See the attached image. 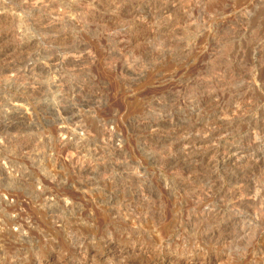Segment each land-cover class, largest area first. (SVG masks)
<instances>
[{
  "label": "rangeland",
  "instance_id": "obj_1",
  "mask_svg": "<svg viewBox=\"0 0 264 264\" xmlns=\"http://www.w3.org/2000/svg\"><path fill=\"white\" fill-rule=\"evenodd\" d=\"M175 1L0 0V264H84L85 255L96 260L87 264H264V198L254 201L253 196L264 188V0ZM169 6H174L169 16L157 14ZM226 18L234 19L237 30L228 31ZM256 44L260 52H254ZM12 99L20 101L16 110ZM183 139L188 145H178ZM226 146L231 150L223 161L217 157L214 167L219 168L212 173L204 167L208 158L190 162L193 155L222 153ZM241 153L251 159L239 162ZM80 165L94 168L84 174ZM214 181L219 195L207 189ZM233 190L237 200H222V193ZM245 198L249 201L243 203ZM206 202L220 208L219 219L202 211ZM204 222L223 232V246L202 241L195 254L168 250L169 243L183 238L185 244L198 242L189 231L204 228L201 237L210 228ZM139 235L151 250L130 253ZM80 237L90 238L82 255L74 244ZM230 239H235L232 245Z\"/></svg>",
  "mask_w": 264,
  "mask_h": 264
},
{
  "label": "bare ground",
  "instance_id": "obj_2",
  "mask_svg": "<svg viewBox=\"0 0 264 264\" xmlns=\"http://www.w3.org/2000/svg\"><path fill=\"white\" fill-rule=\"evenodd\" d=\"M133 1H134V0H133ZM168 1H169V0H168ZM180 1H181V0H176L175 2H179V3H180ZM232 1H233V0H232ZM238 1H239V0H238ZM173 2H174V0H173ZM4 3H5V2H4ZM159 3H160V2H159ZM0 4H1V3H0ZM13 4H14V3H13ZM129 4H130V3H129ZM134 4H135V3H134ZM142 4H143V3H142ZM144 4H145V3H144ZM1 5H3V3H2ZM177 5H178V4H177ZM179 5H180V4H179ZM179 5H178V6H179ZM183 5H184V4H183ZM117 6H118V5H117ZM241 6H242V5H241ZM160 7H161V6H160ZM173 7H174V6H169V7H166L165 9H161V10H159V11L157 12V14H158V15H165V16L167 15V16H169L168 14H169V12H170L171 10H173V9H172ZM235 7H236V6H235ZM237 7H238V6H237ZM176 8H177V7H175V9H176ZM182 8H183V7H182ZM184 8H185V7H184ZM186 8H187V7H186ZM113 9H114V8H113ZM144 9H145V8H144ZM177 9H179V8H177ZM245 9H246V8H245ZM245 9H244V10H245ZM0 10H1V9H0ZM3 10H4V9H3ZM150 10H151V9H150ZM4 11H5V10H4ZM6 11H8V10H6ZM95 11H96V10H95ZM240 11H241V10H240ZM240 11H239V12H240ZM0 12L2 13L3 11H0ZM101 12H102V11H101ZM138 12H140V11H138ZM196 12H197V11H196ZM226 12H227V11H226ZM1 13H0V14H1ZM3 13H4V12H3ZM140 13H141V12H140ZM8 14H9V13H8ZM8 14H7L6 16H8ZM43 14H44V13H43ZM130 14H131V13H130ZM134 14H135V13H134ZM157 14H156V15H157ZM188 14H189V13H188ZM218 14H219V13H218ZM233 14H234V13H233ZM127 15H128V14H127ZM138 15H139V14H138ZM138 15H137V16H138ZM154 15H155V13H154ZM3 16H4V15H3ZM14 16H15V15H14ZM103 16H104V15H103ZM192 16H193V15H192ZM0 17H1V16H0ZM148 18H149V17H148ZM153 18H154V17H153ZM213 18H214V17H213ZM237 18H238V17H237ZM142 19H143V18H142ZM170 19H171V18H170ZM204 19H205V18H204ZM207 19H208V18H207ZM60 20H61V19H60ZM153 20H154V19H153ZM168 20H169V19H168ZM171 20H172V19H171ZM180 20H181V19H180ZM194 20H195V19H194ZM208 20H209V19H208ZM233 20H234V19H233ZM233 20L230 19V18H228V19L226 18V19H225V23H224V24L228 25V26H226V27H229V30H228L227 28H226V30H228L229 32H234L235 30H237V25L235 24V22H234ZM141 21H142V20H141ZM154 21H155V20H154ZM159 21L161 22L162 20H159ZM177 21H178V20H177ZM223 21H224V20H223ZM6 22H7V21H6ZM13 22H14V21H13ZM160 22H159V24H160ZM170 22H171V21H170ZM180 22H182V21H180ZM196 22H197V21H196ZM206 22H207V21H206ZM208 22H209V21H208ZM208 22H207V23H208ZM219 22H220V21H219ZM136 23H137V22H136ZM146 23H147V22H146ZM212 23H213V22H212ZM156 24H157V23H156ZM171 24H172V23H171ZM241 24H242V23H241ZM140 26H141V25H140ZM142 26H143V25H142ZM142 26H141V27H142ZM149 26H150V25H149ZM175 26H176V25H175ZM192 26H193V25H192ZM254 26H255V25H254ZM122 27H123V26H122ZM132 27H134V26H132ZM138 27H139V26H138ZM211 27H212V26H211ZM130 28H131V27H130ZM176 28H177V27H176ZM255 28H256V27H255ZM166 29H167V27H166ZM166 29H165V30H166ZM177 29H178V28H177ZM238 29H240V28H238ZM260 29H261V28H260ZM152 30H153V29H152ZM159 31H160V30H159ZM171 31H172V30H171ZM242 31H243V30H242ZM254 31H255V30H254ZM129 32H130V31H129ZM131 32H132V31H131ZM210 32H211V31H210ZM210 32H209V33H210ZM255 32H256V31H255ZM152 33H153V32H152ZM163 33H164V32H163ZM136 34H137V33H136ZM149 34H150V33H149ZM176 34H177V33H176ZM10 35H11V34H10ZM66 35H67V33H66ZM144 35H145V34H144ZM150 35H151V34H150ZM152 35H153V34H152ZM192 35H193V34H192ZM233 35H234V34H233ZM240 35H241V34H240ZM251 35H252V34H251ZM251 35H250V36H251ZM154 36H155V35H154ZM222 36H223V35H222ZM226 36H227V35H226ZM70 37H71V36H70ZM151 37H152V36H151ZM207 37H208V36H207ZM252 38H253V36H252ZM258 38H259V37H258ZM136 39H137V38H136ZM139 39H140V38H139ZM150 39H151V38H150ZM167 39H168V38H167ZM177 39H178V38H177ZM214 39H215V38H213V40H214ZM253 39L256 40L255 38H253ZM137 40H138V39H137ZM142 40H143V39H142ZM142 40H141V41H142ZM173 40H174V39H173ZM211 40H212V39H211ZM213 40H212V41H213ZM259 40H260V39H259ZM261 40H262V39H261ZM218 41H219V40H218ZM56 42H57V41H56ZM129 42H130V40H129ZM177 42L179 43L178 40H177ZM207 42H208V41H207ZM127 43H128V41H127ZM131 43H132V42H131ZM211 43H212V42H211ZM247 43H248V42H247ZM256 43H257V42H256ZM52 44H53V43H52ZM134 44H135V43H134ZM213 44H214V43H213ZM213 44H212V45H213ZM227 44H228V43H227ZM253 44H254V43H253ZM29 45H30V44H29ZM35 45H36V44H35ZM132 45H133V44H132ZM139 45H140V44H139ZM261 45H263V44H261ZM175 46H176V45H175ZM180 46H181V45H180ZM184 46H186V45H184ZM184 46H182V48H184ZM213 46H214V45H213ZM242 46H243V45H242ZM254 46H255L254 49H253L254 52H260V49H261L260 47H261V46H259V45H257V44L254 45ZM130 47H131V46H130ZM178 47H179V46H178ZM187 47H188V46H187ZM187 47H185V48H187ZM189 47H190V45H189ZM197 47H198V46H197ZM182 48H181V50H182ZM200 48H201V47H200ZM207 48H208V47H207ZM263 48H264V47H263ZM196 49H197V48H196ZM232 49H233V48H232ZM172 50H173V49H172ZM183 50H184V49H183ZM188 50H189V49H188ZM229 50H230V49H229ZM239 50H240V49H239ZM253 50H252V51H253ZM191 51H192V50H191ZM195 51H196V50H195ZM261 51H262V50H261ZM263 51H264V50H263ZM240 52H241V51H240ZM145 53H146V52H145ZM183 53H184V52H183ZM243 53H244V52H243ZM146 54H147V53H146ZM233 54H235V53H233ZM255 54H256V53H255ZM144 55H145V54H144ZM170 55H171V54H170ZM213 55H214V54H213ZM256 55H257V54H256ZM258 55H259V54H258ZM260 55H261V54H260ZM234 57H235V55H234ZM111 58H112V57H111ZM134 58H135V57H134ZM166 58H167V57H166ZM182 58H183V57H182ZM209 58H210V57H209ZM220 59H221V58H220ZM184 60H185V59H184ZM210 60H211V59H210ZM215 60H216V59H215ZM215 60L212 59V63H213V61L215 62ZM241 60H242V59H241ZM133 61H134V60H133ZM136 61H137V60H136ZM146 61H147V60H146ZM146 61H145V62H146ZM177 61H178V60H177ZM182 61H183V60H182ZM207 61H208V60H207ZM113 62H114V61H113ZM192 62H193V61H192ZM228 62H229V61H228ZM159 63H160V62H159ZM208 63H209V62H208ZM210 63H211V62H210ZM229 63H230V62H229ZM257 63H258V62H257ZM124 64H125V63H124ZM135 64H136V63H135ZM155 64H156V63H155ZM243 64H244V63H243ZM65 65H66V64H65ZM207 65H208V64H207ZM213 65H214V64H213ZM215 65H217V64H215ZM123 66H124V65H123ZM135 66H136V65H135ZM138 66H139V65H138ZM219 66H220V65H219ZM219 66H218V69H217V70H219V68H220ZM72 67H73V66H72ZM125 67H126V66H125ZM128 67H129V65H128ZM212 67H213V66H212ZM214 67H216V66H214ZM221 67H222V66H221ZM224 67H225V66H224ZM224 67H223V68H224ZM122 68H123V67H122ZM144 68H145V67H144ZM127 69H129V68H127ZM127 69H126V70H127ZM130 69H131V68H130ZM146 69H147V68H146ZM206 69H207V66H206ZM213 69H214V68H213ZM126 70H125V71H126ZM133 70H134V69H133ZM135 70H136V69H135ZM214 70H215V69H214ZM123 71H124V69H123ZM125 71H124V72H125ZM129 71H130V70H129ZM145 71H146V70H145ZM208 71H210V70H208ZM224 71H225V70H224ZM224 71H223V72L221 71V72H222V73H226V72H224ZM226 71H227V70H226ZM228 71H230V70H228ZM133 72H136V71H133ZM163 72H164V71H163ZM212 72H213V71H212ZM136 73H137V72H136ZM247 73H248V72H247ZM209 74H210V72H209ZM243 74H244V73H243ZM250 74H251V73H250ZM126 75H127V71H126ZM175 75H176V74H175ZM186 75H187V74H186ZM213 75H214V74H213ZM225 75H226V74H225ZM123 76H124V75H123ZM127 76H128V75H127ZM136 76H137V75H136ZM182 76H183V75H182ZM261 76H262V75H261ZM27 77H28V76H27ZM128 77H129V76H128ZM158 77H159V76H158ZM206 77H207V76H206ZM206 77H205V78H206ZM252 77H253V76H252ZM10 78H11V77H10ZM124 78H127V77H124ZM166 78H167V77H166ZM193 78H194V77H193ZM215 78H216V77H214V79H215ZM239 78H240V77H239ZM241 78H242V77H241ZM245 78H246V77H245ZM178 79H179V78H178ZM182 79H183V78H182ZM188 79H190V78H188ZM196 79H197V78H196ZM209 79H210V78H209ZM209 79H208V80H209ZM234 79H235V78H234ZM176 80H177V79H176ZM193 80H194V79H193ZM216 80H217V79H216ZM228 80H229V79H228ZM241 80H242V79H241ZM241 80H240V81H241ZM252 80H253V79H252ZM179 81H180V80H179ZM191 81H192V80H191ZM219 81H220V80H219ZM224 81H225V80H224ZM226 81H227V80H226ZM152 82H153V81H152ZM216 82H217V81H216ZM186 83H187V82H186ZM202 83H203V82H202ZM205 83H206V82H205ZM218 83H219V82H218ZM220 83H221V82H220ZM223 83H224V82H223ZM263 83H264V82H263ZM129 84H130V83H129ZM132 84H133V83H132ZM180 84H181V83H180ZM194 85L197 86V84H194ZM199 85H200V83H199ZM231 85H232V84H231ZM231 85H230V86H231ZM235 85H237V84H235ZM212 86H213V85H212ZM212 86H211V87H212ZM239 86H240V85H239ZM252 86H253V85H252ZM252 86H251V87H252ZM172 87H173V86H172ZM198 87H199V86H198ZM204 87H205V86H204ZM220 87H221V86H220ZM227 87H228V86H227ZM176 88H177V87H176ZM192 88H193V87H192ZM196 88H197V87H196ZM196 88H195V89H196ZM217 88H218V86H217ZM225 88H226V87H225ZM229 88H230V87H229ZM245 88H246V87H245ZM170 89H171V88H170ZM183 89H184V88H183ZM197 89H198V88H197ZM239 89H240V88H239ZM168 90H169V89H168ZM184 90H185V89H184ZM188 90H189V89H188ZM209 90H210V89H209ZM215 90H216V89H215ZM215 90H214V91H215ZM227 90H228V89H227ZM247 90H248V89H247ZM263 90H264V89H263ZM129 91H130V90H129ZM180 91H181V90H180ZM243 91H244V90H243ZM166 92H167V91H166ZM169 93H170V92H169ZM174 93H176V92H174ZM215 93H216V92H215ZM234 93H236V92H234ZM239 93H240V92H239ZM244 93L247 95L246 92H244ZM244 93H243V94H244ZM203 95H204V94H203ZM207 95H208V94H207ZM225 95H226V94H225ZM174 97H175V96H174ZM224 97H225V96H224ZM236 97H237V95H236ZM239 97H240V95H239ZM241 97H242V96H241ZM243 97H244V96H243ZM251 97H252V96H251ZM137 98H138V97H137ZM194 98H195V97H194ZM218 98H219V97H218ZM161 99H162V98H161ZM203 99H204V98H203ZM220 99H221V98H220ZM220 99H219V100H220ZM235 99H237V98H235ZM96 100H97V99H96ZM148 100H149V99H148ZM157 100H158V99H157ZM213 100H214V102H215V101H217V102L219 101V100H216V99H213ZM239 100H240V99H239ZM241 100H242V99H241ZM253 100H254V99H253ZM6 101H7V100H6ZM152 101H153V100H152ZM205 101H206V100H205ZM228 101H230V100H228ZM233 101H234V100H233ZM237 101H238V99H237ZM237 101H236V102H237ZM242 101H243V103H244V99H243ZM246 101H247V100H246ZM249 101H250V99H249ZM3 102H4V101H3ZM19 102H20L19 100H16V99L14 100V99H12V100L10 101V103H12V105H13V104H15V105L12 106L10 103H9V104H10L13 108L15 107V110H16V109H17L16 107L18 106V103H19ZM22 102H23V101H22ZM22 102H21V103H22ZM145 102H146V101H145ZM190 102H191V101H190ZM209 102H210V101H209ZM209 102H208V103H209ZM214 102H212V103H214ZM221 102H222V101H220V103H221ZM21 103H20V104H21ZM24 103H25V102H24ZM167 103H168V102H167ZM169 103L171 104L172 102H169ZM169 103H168V104H169ZM188 103H189V102H188ZM212 103H211V104H212ZM218 103H219V102H218ZM239 103H241V101L238 102V104H239ZM245 103H246V102H245ZM7 104H8V103H7ZM9 104H8V105H9ZM20 104H19V108L21 107ZM146 104H147V103H146ZM170 104H169V105H170ZM202 104H203V103H202ZM211 104H210V105H211ZM224 104H225V103L223 102V105H224ZM252 104H253V103H252ZM149 105H150V104H149ZM161 105H162V104H161ZM164 105H165V104H164ZM172 105H174V103H173ZM175 105H176V104H175ZM190 105H191V104H190ZM239 105H240V104H239ZM242 105H244V104H242ZM246 105H248V102H247ZM1 106H2V105H1ZM3 106H4V105H3ZM6 106H7V105H6ZM23 106H24V105H23ZM139 106H140V105H139ZM159 106H160V105H159ZM186 106H187V105H186ZM213 106H215V105H213ZM218 106H219V105H218ZM224 106H225V105H224ZM257 106H258V105H257ZM8 107H9V106H8ZM12 107H11V108H12ZM162 107H163V106H162ZM169 107H170V106H169ZM198 107H199V106H198ZM203 107H204V106H203ZM208 107H210V106H208ZM216 107H217V106H216ZM239 107H240V106H239ZM258 107H259V106H258ZM11 108H10V109H11ZM21 108H23V107H21ZM152 108H153V106H152ZM157 108H158V106H157ZM166 108H167V107H166ZM170 108H172V107H170ZM170 108H169V109H170ZM204 108H205V107H204ZM210 108H212V107H210ZM213 108H214V107H213ZM220 108H221V107H220ZM245 108H246V107H245ZM256 108H257V107H256ZM71 109H72V108H71ZM149 109H150V108H149ZM149 109H148V110H149ZM158 109H159V108H158ZM186 109H187V108H186ZM198 109H199V108H198ZM224 109H225V111L227 110L226 108H224ZM240 109H242V108H240ZM240 109H238V111H240ZM243 109H244V108H243ZM248 109H249V108H248ZM248 109H247V111H248ZM261 109H262V108H261ZM11 110H12V109H11ZM129 110H130V109H129ZM131 110H132V108H131ZM154 110H155V109H154ZM160 110H161V109H160ZM176 110H177V109H176ZM183 110H184V109H183ZM199 110H200V109H199ZM199 110H198V112H199ZM207 110H208V109H207ZM222 110H223V109H222ZM228 110H230V109H228ZM228 110H227V111H228ZM161 111H163V110H161ZM200 111H201V110H200ZM225 111H224V112H225ZM227 111H226V112H227ZM235 111H237V109H236ZM247 111H246V112H247ZM260 111H261V110H260ZM133 112H134V111H133ZM142 112H143V111H142ZM219 112H221V111H219ZM224 112L222 111L223 114H226V113H224ZM244 112H245V111H244ZM250 112H251V111H250ZM136 113H137V112H136ZM183 113H184V112H183ZM234 113H235V112H234ZM257 113H258V112H257ZM128 114H129V113H128ZM128 114H127V115H128ZM173 114H174V113H173ZM197 114H198V113H197ZM228 114H229V113H228ZM228 114H227V115H228ZM247 114H248V113H247ZM15 115H16V114H15ZM150 115H151V114H150ZM152 115H153V114H152ZM165 115H166V113H165ZM217 115H218V114H217ZM219 115H220V114H219ZM219 115H218V116H219ZM242 115H243V114H242ZM262 115H263V114H262ZM147 116H148V115H147ZM169 116H170V115H169ZM223 116H224V115H223ZM236 116H238V115H236ZM243 116H245V115H243ZM251 116H252V115H251ZM149 117H151V116H149ZM153 117H154V116H153ZM194 117H195V116H194ZM155 118H156V117H155ZM159 118H160V117H159ZM171 118H172V117H171ZM218 118H219V117H218ZM239 118H240V117H239ZM139 119H141V118H139ZM143 119H146V118H143ZM143 119H141V120H143ZM235 119H236V118H235ZM257 119H258V118H257ZM262 119H263V118H262ZM131 120H132V118H131ZM147 120H148V119H147ZM158 120H159V119H158ZM162 120H163V119H162ZM166 120H167V119H166ZM166 120H165V121H166ZM189 120H192V119H189ZM212 120H213V119H212ZM246 120H247V119H246ZM149 121H150V119H149ZM192 121H193V120H192ZM138 122H139V120H138ZM147 122H148V121H147ZM156 122H157V121H156ZM193 122H194V121H193ZM197 122H198V121H197ZM245 122H246V121H245ZM260 122H261V121H260ZM260 122H259V123H260ZM262 122H263V120H262ZM179 123H180V122H179ZM182 123H183V122H182ZM240 123H241V122H240ZM240 123H239V124H240ZM246 123H247V122H246ZM138 124H140V123H138ZM151 124H152V123H151ZM180 124H181V123H180ZM185 124H186V122H185ZM200 124H201V123H200ZM208 124H209V123H208ZM226 124H227V123H226ZM155 125H156V124H155ZM192 125H193V124H192ZM209 125H210V124H209ZM209 125H208V126H209ZM218 125H220V124H218ZM221 125H222V124H221ZM233 125H234V124H233ZM237 125H238V124H237ZM27 126H28V125H27ZM202 126H203V125H202ZM149 127H150V126H149ZM185 127H186V126H185ZM229 127H230V126H229ZM229 127H228V128H229ZM235 127H236V124H235ZM249 127H250V126H249ZM127 128H128V127H127ZM138 128H139V127H138ZM160 128H161V127H160ZM212 128H213V127H212ZM224 128H225V127H224ZM260 128H261V126H260ZM12 129H13V128H12ZM95 129H96V128H95ZM198 129H199V128H198ZM210 129H211V128H210ZM232 129H233V128H232ZM146 130H147V129H146ZM157 130H158V129H157ZM174 130H175V129H174ZM223 130H224V129H223ZM225 130H226V129H225ZM228 130L230 131L231 129H228ZM61 131H62V130H61ZM92 131H93V130H92ZM129 131H130V130H129ZM149 131H150V130H149ZM167 131H168V130H167ZM193 131H195V130H193ZM197 131H198V130H197ZM209 131H210V130H209ZM213 131H214V130H213ZM218 131H219V129H218ZM88 132H89V131H88ZM143 132H144V131H143ZM203 132H204V130H203ZM211 132H212V131H211ZM211 132H210V133H211ZM215 132H216V131H215ZM221 132H222V130H221ZM231 132H232V130H231ZM231 132H230V134H231ZM257 132H258V131H257ZM144 133H145V132H144ZM146 133H147V132H146ZM149 133H151V132H149ZM188 133H189V132H188ZM219 133H220V132H219ZM232 133H233V132H232ZM249 133H250V132H249ZM88 134H89V133H88ZM90 134H91V133H90ZM97 134H98V133H97ZM140 134H141V133H140ZM203 134H206V133H203ZM215 134H216V133H215ZM222 134H223V133H222ZM253 134H255V133H253ZM212 135H214V134H212ZM212 135H211V136H212ZM217 135H218V134H217ZM224 135H225V134H224ZM247 135H248V134H247ZM256 135H257V134H256ZM258 135H259V134H258ZM78 136H79V135H78ZM204 136H205V135H204ZM226 136H228V135H226ZM230 136H232V134H231ZM167 137H168V136H166V138H167ZM186 137H187V135H186ZM198 137H199V136H198ZM214 137H215V136H214ZM214 137H213V138H214ZM216 137H217V136H216ZM218 137H219V136H218ZM220 137H222V136L220 135ZM228 137H229V136H228ZM160 138H161V137H160ZM194 139H195V137H194ZM198 139H199V138H198ZM210 139L212 140V138H210ZM259 139H260V138H259ZM60 140H61V139H60ZM186 140H187V139H186ZM205 140H206V139H205ZM213 140H215V139H213ZM213 140H212V141H213ZM243 140H244V139H243ZM150 141H151V140H150ZM219 141H220V140H219ZM229 141H230V140H229ZM250 141H251V140H250ZM260 141H261V140H260ZM155 142H156V141H155ZM165 142H166V141H165ZM177 142H178V141H177ZM217 142H218V140H217ZM254 142H255V141H254ZM263 142H264V141H263ZM168 143H169V142H168ZM231 143H233L232 140H231ZM231 143H229V144H231ZM242 143H243V142H242ZM255 143H256V142H255ZM61 144H62V143H61ZM174 144H175V143H174ZM179 144H180V145H184V146H185V145H188V143L185 142L184 139H183V142H182V143L179 142L178 145H179ZM192 144H193V143H192ZM205 144H206V143H205ZM224 144H225V143H224ZM77 145H78V144H77ZM167 145H168V144H167ZM176 145H177V144H176ZM189 145H190V144H189ZM202 145H203V144H202ZM211 145H212V144H211ZM220 145H222V143H221ZM226 145H227V142H226ZM237 145H238V143H237ZM156 146H157V145H156ZM158 146H159V145H158ZM174 146H175V145H174ZM184 146H183V147H184ZM216 146H217V145H216ZM222 146H223V145H222ZM227 146H230V145H227ZM227 146H226V147H227ZM234 146H236V145H234ZM175 147H176V146H175ZM177 147H178V146H177ZM202 147H203V146H202ZM204 147L206 148V146H204ZM224 147H225V145H224ZM230 147L232 148V145H231ZM230 147H229V148L227 147L228 149L224 150L225 152L223 151L222 153H219V151H218V150H215V149H214V150H210V149H211V148H210V149H209L210 151H207L206 154L203 153V154H198V155H196V156L192 154V155L194 156L193 159H195V160L192 159V161H191V157H190L189 159H190V162L193 163V161H194V162H195V161L198 162L197 159H199V160L202 161V160H206V159L208 158L207 162H204V163H206V164H205L206 166H204V167H207L208 172L210 171V173H212L213 170H214L213 168H216V167H214L215 164L219 162V161H218V162L216 161L217 157H218V158H221L222 161H223V160L225 159V154L228 153V152L231 150ZM257 147H258V146H257ZM165 148H167V146H166ZM189 148H190V147H189ZM220 148H221V147H220ZM222 148H223V147H222ZM235 148H237V147H235ZM82 149H84V148H82ZM168 149H169V148H168ZM176 149H177V148H176ZM250 149H251V148H250ZM118 150H119V149H118ZM195 150H196V149H195ZM207 150H208V149H207ZM219 150H220V149H219ZM263 150H264V149H263ZM162 151H163V150H162ZM205 151H206V150H205ZM235 151H236V150H235ZM220 152H221V151H220ZM237 152H240V151L238 150ZM164 153H165V151H164ZM183 153H184V152H183ZM252 153H253V152H252ZM78 154H79V153H78ZM165 154L168 155L167 153H165ZM171 154H172V153H171ZM174 154H175V153H174ZM177 154H178V153H177ZM241 154H242V157L239 158V162H241L243 159L250 158V157H248L247 155H245L246 153H241ZM70 155H71V154H70ZM73 155H74V154H73ZM96 155H97V154H96ZM102 155H103V154H102ZM169 155H170V154H169ZM238 155H239V154H238ZM91 156H92V155H91ZM94 156H95V154H94ZM179 156H180V155H179ZM181 156H182V155H181ZM230 156H231V155H230ZM235 156H236V155H235ZM235 156H234V157H235ZM95 157H96V156H95ZM98 157H99V156H98ZM163 157H164V156H163ZM171 157H172V156H171ZM183 157H184V156H183ZM93 158H94V157H93ZM96 158H97V157H96ZM226 158H227V157H226ZM228 158H229V157H228ZM94 159H95V158H94ZM97 159H99V158H97ZM100 159H102V158H100ZM164 159H165V158H164ZM164 159H163V160H164ZM166 159H167V158H166ZM175 159H176V158H175ZM180 159H181V157H180ZM180 159H178V160H180ZM234 159H235V158H234ZM250 159H251V158H250ZM72 160H73V159H72ZM82 160H83V159H82ZM88 160H89V159H88ZM92 160H93V159H92ZM102 160H103V159H102ZM183 160H184V159H183ZM77 161H79V160H77ZM80 161H81V160H80ZM99 161H100V160H99ZM103 161H104V160H103ZM103 161H102V162H103ZM107 161H108V160H107ZM113 161H116V160H113ZM258 161H259V160H258ZM100 162H101V161H100ZM104 162H105V161H104ZM117 162H118V161H117ZM121 162H123V161H121ZM161 162H162V161H161ZM170 162H171V160H170ZM175 162H176V161H175ZM180 162H181V161H180ZM220 162H221V160H220ZM225 162H226V161H225ZM255 162H256V160H255ZM76 163H77V162H76ZM76 163H75V164H76ZM91 163H92V162H91ZM96 163H97V161H96ZM164 163H165V162H164ZM187 163H188V162H187ZM192 163H190V164H192ZM247 163H249V162L247 161ZM256 163H257V162H256ZM77 164H78V163H77ZM79 164H80V163H79ZM81 164H82V163H81ZM113 164H114V163H113ZM116 164H117V163H116ZM158 164H159V163H158ZM177 164H178V163H177ZM179 164H180V163H179ZM181 164H183V163L181 162ZM181 164H180V165H181ZM193 164H194V163H193ZM195 164H196V163H195ZM198 164H199V163H198ZM73 165H74V164H73ZM83 165H84V163H83ZM83 165H82V166H83ZM106 165H107V164H106ZM163 165H164V164H163ZM170 165H171V164H170ZM186 165H187V164H186ZM186 165H185V168H186ZM202 165H204V164H202ZM202 165H201V166H202ZM75 166H76V165H75ZM80 166H81V165H80ZM80 166H79V168H80L79 170H81L82 172H84V174L90 173L91 169L94 168L93 166H92V167H90V166H87V167H82V166H81V167H80ZM101 166H103V164H102ZM115 166H116V165H115ZM119 166H120V165H119ZM173 166H174V165H173ZM181 166H183V165H181ZM187 166L189 167V166H191V165H187ZM195 166H196V165H195ZM195 166H194V168H195ZM226 166H227V165H226ZM237 166H238V165H237ZM245 166H246V165H245ZM127 167H128V166H127ZM166 167H167V166H166ZM168 167H169V166H168ZM178 167H179V165H178ZM191 167H192V166H191ZM196 167H197V166H196ZM250 167H251V166H250ZM95 168H96V167H95ZM99 168H100V167H99ZM104 168H105V167H104ZM169 168H172V167H169ZM183 168H184V167H183ZM183 168H182V170H183ZM189 168H190V167H189ZM218 168H219V167L217 166L216 169H218ZM262 168H263V166H262ZM52 169H53V168H52ZM101 169H102V168H101ZM111 169H112V168H111ZM127 169H128V168H127ZM167 169H168V168H167ZM172 169H174V168H172ZM172 169H171V171H172ZM180 169H181V167H179L178 170H180ZM191 169H193V168H191ZM201 169H202V167H201ZM205 169H206V168H205ZM250 169H252V168H250ZM96 170H97V169H96ZM116 170H117V169H116ZM125 170H126V169H125ZM174 170H175V169H174ZM182 170H181V171H182ZM186 170H187V168H186ZM194 170H195V169H194ZM194 170H193V171H194ZM198 170H199V169H198ZM81 171H80V173H81ZM93 171H94V170H93ZM104 171H105V169H104ZM176 171H177V169H176ZM195 171H196V170H195ZM200 171H201V170H200ZM200 171H199V172H200ZM206 171H207V170H206ZM206 171H205V172H206ZM215 171H216V170H215ZM217 171H219V170H217ZM223 171H225V169H224ZM240 171H241V173H240L239 175H242V174L244 173V170L241 169ZM258 171H259V170H258ZM72 172H73V171H72ZM91 172H92V171H91ZM177 172H179V171H177ZM183 172H184V170L182 171V173H183ZM185 172H186V171H185ZM185 172H184L183 174H185ZM191 172H192V171H191ZM205 172H204V174H205ZM219 172H220V171H219ZM236 172H239V171L237 170ZM251 172H252V171H251ZM15 173H16V172H15ZM137 173H138V172H137ZM180 173H181V172H180ZM180 173H177V174H180ZM194 173H195V172H194ZM196 173H197V172H196ZM259 173H260V172H259ZM263 173H264V172H263ZM78 174H79V173H78ZM130 174H131V173H130ZM144 174H145V173H144ZM175 174H176V173H175ZM183 174H182V175H183ZM188 174H189V172H188ZM188 174H187V175H188ZM191 174H193V172H192ZM204 174H201V175H204ZM223 174H224V173H223ZM248 174H249V173H248ZM82 175H83V174H82ZM88 175H89V174H88ZM131 175H132V174H131ZM136 175H137V174H136ZM195 175H196V174H195ZM195 175H194V177H195ZM206 175H207V174H206ZM206 175H205V176H206ZM245 175H247V174H245ZM253 175H254V174H253ZM260 175H261V174H260ZM85 176H86V175H85ZM134 176H135V175H134ZM178 176H180V175H178ZM190 176H191V175H190ZM192 176H193V175H192ZM198 176H200V175L198 174L196 177H198ZM209 176H211V175H209ZM214 176H216V175H214ZM20 177H21V176H20ZM88 177H89V176H88ZM113 177H114V176H113ZM128 177H130V176H128ZM180 177H183V176H180ZM211 177H212V176H211ZM236 177H237V176H236ZM240 177H242V179H243V176H240ZM240 177L238 178L239 180H240ZM244 177H245V176H244ZM262 177H264V176H262ZM262 177H261V178H262ZM86 178H87V177H86ZM131 178H132V177H131ZM201 178H202V177H201ZM204 178H205V177H203L202 179H204ZM215 178H216V177H215ZM246 178H247V177H246ZM248 178H249V177H248ZM137 179H138V176H137ZM137 179H136V181H137ZM182 179H184V178H182ZM182 179H180V180H182ZM12 180H13V179H12ZM92 180H93V179H92ZM92 180H91V181H92ZM185 180L187 181V179H185ZM213 180H216V179H214V177H213ZM213 180H211V182H212ZM231 180H232V179H231ZM235 180H236V179H235ZM246 180H247V179H246ZM30 181H31V180H30ZM87 181H88V180H87ZM93 181H94V180H93ZM136 181L134 180V182H136ZM186 181H185V182H186ZM206 181H207V180H206ZM217 181H218V180H217ZM257 181H258V180H257ZM89 182H90V180H89ZM89 182H88V183H89ZM141 182H142V181H141ZM189 182H190V181H189ZM235 182H236V181H235ZM244 182H245V181H244ZM248 182H249V180H248ZM254 182H255V181H254ZM180 183H181V182H180ZM183 183H184V182H183ZM191 183H192V181H191ZM195 183H196V182H195ZM200 183H202V182H200ZM203 183H204V182H203ZM246 183H247V182H246ZM260 183H261V182H260ZM260 183H259V184H260ZM262 183H263V182H262ZM85 184H86V183H85ZM249 184H250V183H249ZM257 184H258V183H257ZM24 185H25V184H24ZM180 185H181V184H180ZM184 185L187 186L188 183H187V184H184ZM190 185H191V184H190ZM190 185H188V186H190ZM243 185H244V184H243ZM243 185H242V186H243ZM254 185H255V184H254ZM261 185H262V184H261ZM182 186H183V184H182ZM182 186H181V187H182ZM186 186H185V187H186ZM202 186H203V184H202ZM202 186H201V187H202ZM240 186H241V185H240ZM247 186H248V185H247ZM144 187H145V186H144ZM144 187H143V190L145 189ZM198 187H199V185H198ZM201 187H200V188H201ZM207 187H208V186H207ZM219 187H220V186L218 185V182L214 181L213 183L210 184L209 188H207V189H208V191H211V190H209V189H214V190L217 191V192L214 191L215 194L219 195L220 193H219L218 191L221 190V188H220V190H219ZM221 187H222V186H221ZM228 187H229V186H228ZM238 187H239V186H238ZM243 187H245V186H243ZM138 188H139V187H138ZM140 188H141V187H140ZM203 188H206V186L203 187ZM203 188H201V189H203ZM256 188H257V187H256ZM256 188H255V189H256ZM122 189H123V188H122ZM141 189H142V188H141ZM141 189H140V190H141ZM201 189H200V193H201ZM237 189H238V188H237ZM246 189H248V188L246 187ZM253 189H254V188H253ZM259 189H260V188H259ZM128 190H129V189H128ZM140 190L138 191V193L140 192ZM145 190H146V189H145ZM228 190H229V189H228ZM243 190H244V188H243ZM136 191H137V189H136ZM136 191H135V192H136ZM194 191H195V190H194ZM205 191L208 193L207 190H202V192H205ZM233 191H234V190H233ZM233 191L231 192V194L229 193V195H228L227 193H226V194H225V193H222V194L220 195V196L222 197V200H223V199H224V200L227 199V200L229 201L228 203L234 201L235 199L237 200V195H238L237 193H238V192H237V191H234V192H233ZM239 191H240V190H239ZM241 191H242V190H241ZM241 191H240V192H241ZM111 192H112V191H111ZM141 192H142V191H141ZM145 192H146V191H145ZM145 192H142V193H144L143 196L145 197L144 199L146 200L147 198H146V196H145ZM197 192H198V191H197ZM197 192H196V193H197ZM206 192H205V193H206ZM212 192H213V191H212ZM214 192H213L212 194H214ZM245 192H246V191H245ZM245 192L243 191L244 194H245ZM255 192H256V194H254V195L252 194V195L254 196V201H257V200L260 199V198H264V188L261 189V190H258V188H257ZM124 193H125V192H124ZM128 193H130V192H128ZM132 193H133V192H132ZM209 193H211V192H209ZM209 193H208V194H209ZM140 194H141V193H140ZM203 194H204V193H203ZM133 195H134V194H133ZM136 195H138V194H136ZM146 195H147V194H146ZM197 195H199V194L197 193ZM206 195H207V194H206ZM241 195H242V194H241ZM241 195H239V196L241 197ZM248 195H249V193H248ZM250 195H251V194H250ZM147 196H148V195H147ZM202 196H203V195H202ZM220 196H219V197H220ZM244 196H246V195H244ZM9 197H10V196H9ZM140 197H142V196H140ZM193 197H194V196H193ZM199 197H200V196H199ZM203 197L205 198V197H207V196H203ZM208 197H209V196H208ZM215 197H216V196H215ZM136 198H137V197H136ZM148 198H149V197H148ZM197 198H198V197H197ZM201 198H202V197H201ZM201 198H200V200L203 199V198H202V199H201ZM216 198H218V196H217ZM216 198H215V199H216ZM238 198H239V197H238ZM137 199H138V198H137ZM141 199L143 200V198H141ZM206 199H207V198H206ZM220 199H221V198H220ZM220 199H219V200H220ZM102 200H103V199H102ZM142 200H141V201H142ZM147 200H148V199H147ZM200 200H198V201H200ZM208 200H209V201L212 200V197H211L210 199H208ZM222 200L219 201V205H220V202H222ZM246 200H247V201H246ZM251 200H252V198H251ZM114 201H115V200H114ZM127 201H128V200H127ZM133 201H134V200H133ZM139 201H140V200H139ZM195 201H196V199H195ZM204 201H205V200H204ZM206 201H207V200H206ZM225 201H226V200H225ZM244 201L248 202L249 200L245 198V200H243L242 202L244 203ZM252 201H253V200H252ZM252 201H251V203H252ZM258 201H259V200H258ZM263 201H264V199H263ZM13 202H14V201H13ZM130 202H131V201H130ZM137 202H138V201H137ZM137 202H136V203H137ZM147 202H148V201H147ZM200 202H201V201H200ZM202 202H203V201H202ZM240 202H241V201H239V203H240ZM246 202H245V204H250V203H246ZM192 203H193V202H192ZM195 203H196V202H195ZM206 203H207V202H206ZM211 203H212V201H211ZM213 203H214V202H213ZM216 203H218V202H216ZM223 203H227V202H224V201H223ZM239 203H238V206H241L242 204L240 203V205H239ZM138 204H139V203H138ZM142 204H144V203H142ZM146 204H147V203H146ZM232 204H233V203H232ZM234 204H237V203L234 202ZM260 204H261V203H260ZM260 204L257 203V205H260ZM263 204H264V203H263ZM1 205H2V204H1ZM102 205H103V204H102ZM107 205H108V204H107ZM135 205H136V204H135ZM200 205H201V204H200ZM212 205H215V204H212ZM217 205H218V204H217ZM229 205H231V204H229ZM253 205H254V203H253ZM117 206H118V205H117ZM197 206L200 207L199 204H197ZM197 206H196V207H197ZM225 206H226V205H225ZM227 206H228V205H227ZM234 206H235V205H234ZM249 206H250V205H249ZM1 207H2V206H1ZM126 207H128V206H126ZM148 207H149V206H148ZM198 207H197V208H198ZM221 207H222V206H221ZM223 207H224V205H223ZM228 207H230V206H228ZM228 207H226V212H228L227 210H229V209H227ZM231 207H233V206H231ZM231 207H230V208H231ZM241 207H242V206H241ZM247 207H248V205H247ZM255 207H256V206H255ZM258 207H259V206H258ZM260 207H261V205H260ZM263 207H264V206H263ZM143 208H144V207L142 206V209H143ZM186 208H187V207H186ZM192 208H194V207H192ZM197 208H194V209H197ZM216 208H217V207H216ZM235 208H236V207H235ZM244 208H245V207H244ZM261 208H262V207H261ZM14 209H15V208H14ZM126 209H127V208H126ZM135 209H136V208H135ZM214 209H215V207H214ZM214 209H213V206H210V204H209V202H208V203L205 205V208H204L203 210H202V209H200V210L204 211L205 214H210V213H211L210 216L212 215V213H214V214L216 213L215 216L218 217V219H219V217H221L222 212L220 211V208H219V209H215V210H214ZM222 209H223V208H222ZM231 209H232V208H231ZM246 209H247V208H246ZM10 210H11V209H10ZM127 210H128V209H127ZM145 210H146V209H145ZM186 210H187V209H186ZM189 210H190V208H189ZM232 210H233V209H232ZM232 210H229V212H232ZM236 210H238V209H236ZM236 210H235V211H236ZM239 210H240V209H239ZM239 210H238V212H239ZM241 210H242V209H241ZM247 210H249V209H247ZM252 210H253V209H252ZM258 210H259V208H258ZM262 210H264V208H263ZM4 211H5V210H4ZM70 211H71V210H70ZM125 211H126V210H125ZM130 211H131V210H130ZM135 211H136V210H135ZM146 211H147V210H146ZM192 211H193V210H192ZM194 211H195V210H194ZM196 211H197V210H196ZM202 211H201V214H202ZM223 211L225 212V210H223ZM235 211H233V213H234ZM131 212H133V211H131ZM137 212H138V211H137ZM137 212H136V215L138 214ZM144 212H145V211H144V209H143V213H144ZM188 212H189V211H188ZM199 212H200V211H199ZM224 212H223V214H224ZM259 212H260V210H259ZM0 213H1V212H0ZM2 213H3V212H2ZM127 213H129V212H127ZM145 213H146V212H145ZM192 213H193V212H192ZM245 213L247 214V212H245ZM260 213H261V212H260ZM111 214H112V213H111ZM133 214H134V213H133ZM141 214H142V213H141ZM146 214H147V213H146ZM150 214H151V213H150ZM189 214H190V213H189ZM195 214H197V213H194V215H195ZM227 214H228V213H227ZM235 214L238 215L237 212H236ZM239 214H240V213H239ZM241 214H242V213H241ZM250 214H251V213H250ZM263 214H264V212H262L261 215H263ZM138 215H139V214H138ZM138 215H137V216H138ZM154 215H155V214H154ZM202 215H204V214H202ZM202 215H201L200 217H202ZM224 215H225V214H224ZM224 215H223V216H224ZM228 215H229V214H228ZM7 216H8V215H7ZM146 216H147V215L141 216V218L145 220V219H146ZM148 216H150V215H148ZM156 216H157V215H156ZM189 216H190V215H189ZM213 216H214V215H213ZM226 216H227V215H226ZM229 216H232V213H231ZM255 216H256V215H255ZM50 217H51V215H50ZM127 217H128V216H127ZM196 217H197V216H196ZM200 217H199V218H200ZM216 217H213V218H215L214 220L217 221ZM227 217H228V216H227ZM227 217H226V218H227ZM232 217H233V216H232ZM89 218H90V217H89ZM122 218H123V217H122ZM139 218H140V217H139ZM152 218H153V217H152ZM190 218H191V217H190ZM192 218H194V217L192 216ZM202 218H203V217H202ZM207 218L210 219V217H208V216H207ZM211 218H212V216H211ZM224 218H225V217H224ZM224 218H222V221L224 220ZM226 218H225V219H226ZM238 218H239V217H238ZM240 218H241V217H240ZM245 218H246V217H245ZM256 218H260V219H262L261 216H260V217L257 216ZM133 219H134V218H133ZM148 219H149V218H148ZM188 219H189V217H188ZM195 219H197V218H195ZM220 219H221V218H220ZM236 219H237V218H236ZM242 219L244 220L243 217H242ZM242 219H241V220H242ZM248 219H249V218H248ZM254 219H255V218H254ZM118 220H119V219H118ZM118 220H117V222H118ZM134 220H135V219H134ZM158 220H159V219H158ZM182 220H183V219H182ZM185 220H186V219H185ZM203 220H205V218H204ZM203 220H201V221H203ZM206 220H208V219H206ZM229 220H230V219H228V221H229ZM238 220H239V219H238ZM255 220H256V221H255ZM255 220H254L255 222L258 221L257 219H255ZM0 221H1V220H0ZM119 221H120V220H119ZM135 221H136V220H135ZM139 221H140V220H139ZM141 221H143V220H141ZM141 221H140V222H141ZM190 221H194V219H193V220L190 219ZM195 221H196V220H195ZM212 221H213V220H212ZM222 221H220V222H222ZM226 221H227V220H225V222H226ZM250 221H252V220H250ZM262 221H264V219H263ZM55 222H56V221H55ZM61 222H62V221H61ZM144 222H146V221H144ZM235 222H236V221H235ZM235 222H234V224H235ZM252 222H253V221H252ZM252 222H250V223H252ZM3 223H4V222H3ZM118 223H119V222H118ZM184 223H185V222H184ZM196 223L198 224V221H197ZM201 223H202V222H201ZM204 223H206V222H204ZM207 223H208V221H207ZM207 223H206V224H207ZM209 223H210V222H209ZM216 223H217V226H218L219 224H221V223H219V222H216ZM216 223H215V225H216ZM244 223H245V222H244ZM248 223H249V222H248ZM250 223H249V226H250ZM57 224H58V223H57ZM57 224H56V225H57ZM60 224H61V223H60ZM131 224H132V223H131ZM139 224H140V223H139ZM143 224H144V223H143ZM212 224H213V223H212ZM212 224H211V225H212ZM223 224H224V223H223ZM259 224H261V223L259 222ZM259 224H257V226H258ZM58 225H59V224H58ZM187 225H188V224H187ZM194 225H195V224H194ZM201 225H202V224H201ZM207 225H208V224H207ZM207 225H206V227L209 226L210 228H209V229L207 228L208 230L205 228V229H206L205 232L202 233L203 237H202V235H201V237H197L198 233H201L200 230H202V229H199V230L197 229V230H196V229H192V228H193V227H192V228H191V231L187 230V231H189V232L194 233V236H195L196 238H195L193 235H192V237L195 238V241H196V239H198V240H197L198 242H194V243H193V242L190 241L189 243L185 244V242H186L187 240H186V241L184 240V242H183V239H184V238H183L182 241L179 239L180 242H174V241H173V243L170 244V243L166 240V241L169 243V245H167V246H168V250H171V252H178V251H179V252H183V253H184V252H185V253L193 252V253L195 254V253H197L196 251L200 252V251L202 250V248H201V250H200V245H199V244H201L202 241H203V242H202L203 244L206 242V243H208V244H209V243H212V245L214 244V245H217V246H223L222 242H223L224 239L222 240V239H221V236H220L223 232L221 231V233H218V229H217V230H215V229L212 230V229H211V226H210V225L207 226ZM213 225H214V224H213ZM213 225H212V226H213ZM215 225H214V226H215ZM226 225H227V224H226ZM226 225H225V227H226ZM240 225H241V224H240ZM261 225H262V224H261ZM66 226H67V225H66ZM140 226H141V225H140ZM192 226H193V225H192ZM195 226H196V225H195ZM214 226H213V227H214ZM242 226H243V225H242ZM242 226H241V227H242ZM253 226H254V225H253ZM60 227H62V226H60ZM187 227H188V226H187ZM190 227H191V226L189 225V228H190ZM203 227H204V225H203ZM215 227H216V226H215ZM219 227H221V226H219ZM259 227H260L259 229L263 228L262 226H259ZM58 228H59V227H58ZM62 228H63V227H62ZM105 228H106V227H105ZM217 228H218V227H217ZM223 228H224V226H223ZM236 228H237V227H236ZM236 228H235V229L233 228V229L235 230L236 235H237V233H239V232L236 230ZM239 228H240V227H239ZM253 228H254V227H253ZM256 228H257V227H256ZM220 229H221V228H220ZM229 229H230V228H229ZM240 229L242 230V228H240ZM249 229H250V228H249ZM249 229H247V230H249ZM61 230H62V229H61ZM171 230H172V228H171ZM185 230H186V229H185ZM193 230H194L195 232H193ZM203 230H204V228H203ZM203 230H202V231H203ZM241 230H240V231H241ZM254 230H256V229L254 228ZM63 231H64V230H63ZM223 231H225V230H223ZM256 231H257V230H256ZM260 231H261V230H260ZM65 232H66V231H65ZM130 232H131V231H130ZM130 232H129V233H130ZM136 232H137V231H136ZM227 232H229L230 234L232 233V231L230 232V231H228V230H227ZM227 232H225V233H227ZM235 232H234V233H235ZM246 232H247V231H246ZM248 232H249V231H248ZM99 233H100V232H99ZM175 233H176V232H175ZM177 233H178V232H177ZM185 233H186V232H185ZM242 233H243V232H242ZM242 233H240L241 236L243 235ZM252 233H253V230H252ZM20 234H21V233H20ZM136 234H137V233H136ZM138 234H139V233H138ZM140 234H141V233H140ZM190 234H191V233H190ZM247 234H248V233H247ZM3 235H4V233H3ZM71 235H72V234H71ZM86 235H87V234H86ZM143 235H144V234H143ZM149 235H151V234H149ZM178 235H179V234H178ZM184 235H185V234H184ZM188 235H189V234H188ZM233 235H234V234H233ZM252 235H253V234H252ZM0 236H2V233H1V232H0ZM4 236H5V235H4ZM79 236H80V235H79ZM139 236H140V237H135V240L133 239V240H134V242L132 241V242H133V248L131 249V251H129L130 253H134V252H136V251H140V252H141V251H143V250L146 251V252H149L148 250H151V249H149V247H148L147 245H145V237H144V236H141V235H139ZM198 236H199V235H198ZM225 236H226V235H224V237H225ZM227 236H228V235H227ZM229 236H231V235H229ZM243 236H244V235H243ZM146 237H147V236H146ZM149 237H151V236H149ZM149 237H148V239H149ZM168 237H169V236H168ZM188 237H189V236H188ZM231 237H232V236H231ZM235 237H236V236H235ZM100 238H101V237H100ZM173 238H174V237H173ZM222 238H223V236H222ZM226 238H227V237H226ZM226 238H225V239H226ZM232 238H234V236H233ZM241 238H242V237H238V239H241ZM253 238H254V237H253ZM89 239H90V238H87V237H80V238H78L77 240H75L74 244H75V246L78 248L76 251H78L77 253H78L79 255H82V253H84V252H85V254L88 252V249H86L85 246H87ZM146 239H147V238H146ZM150 239H151V238H150ZM167 239H168V238H167ZM177 239H178V238H177ZM185 239H186V238H185ZM190 239H191V238H190ZM192 239H193V238H192ZM228 239H229V237H228ZM250 239H251V238H250ZM221 240H222V241H221ZM234 240H235V239H234ZM234 240H233V239H230V243H229L228 241H227V242H228L229 244H231V242L234 241ZM149 241H151V240H149ZM236 241H237V240H236ZM236 241H235V243H236ZM108 242H109V241H108ZM167 242H166V243H167ZM171 242H172V240H171ZM227 242H226V243H227ZM223 243H224V242H223ZM72 244H73V243H72ZM104 244H105V243H104ZM150 244H151V243H150ZM154 244H155V243H154ZM229 244H228V245H229ZM233 244H234V243H233ZM231 245H232V244H231ZM231 245H230V246H231ZM92 246H93V245H92ZM209 246H210V245H209ZM224 246H226V245L224 244ZM112 247H113V246H112ZM151 247H152V246H151ZM113 248H114V247H113ZM156 248H157V247H156ZM213 248H214V247H213ZM221 248H222V247H221ZM233 248H234V247H233ZM108 249H109V248H108ZM110 249H111V248H110ZM114 249H115V248H114ZM114 249H113V250H114ZM154 249H155V248H154ZM154 249H153V251L155 252ZM166 249H167V248H166ZM210 249H211V247H210ZM231 249H232V248H231ZM84 250H85V251H84ZM203 250H204V249H203ZM229 250H230V249H229ZM234 250H235V249H234ZM260 250H261V249H260ZM260 250H259V251H260ZM205 252H206V251H205ZM89 253H90V252H89ZM136 253H137V252H136ZM91 254H92V253H91ZM139 254H140V253H139ZM142 254H143V253H142ZM153 254H154V253H153ZM153 254H152V255H153ZM209 254H210V253H209ZM204 255H205V254H204ZM207 255H208V254H207ZM260 255H261V254H260ZM86 256H87V257H86ZM169 256H170V255H169ZM225 256H227V255H225ZM79 257H80V256H79ZM85 257H86V258H85L84 264H87L89 259H90L91 261H93V258H94V256H90V255H85ZM157 257H158V256H157ZM163 257H164V256H163ZM165 258H166V257H165ZM168 258H169V257H168ZM207 258H208V260H209V259H213V260L217 261V259L212 258V257H210V256H208ZM253 258H254V257H253ZM166 259H167V258H166ZM170 259H171V258H170ZM171 260H172V259H171ZM18 261H19V260H18ZM20 261H21V260H20ZM95 261H96V260L94 259L93 263H94ZM167 261H168V260H167ZM167 261H166V262H167ZM163 262H164V261H163ZM202 262H203V260H202ZM212 262H213V261H212ZM90 263H91V262H90ZM95 263H96V262H95ZM161 263H162V262H161ZM204 263H205V262H204ZM211 264H212V263H211Z\"/></svg>",
  "mask_w": 264,
  "mask_h": 264
}]
</instances>
